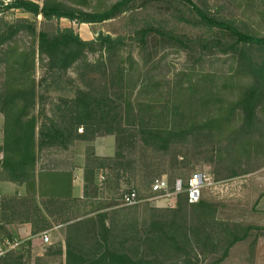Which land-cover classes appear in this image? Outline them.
<instances>
[{
	"label": "trees",
	"instance_id": "1",
	"mask_svg": "<svg viewBox=\"0 0 264 264\" xmlns=\"http://www.w3.org/2000/svg\"><path fill=\"white\" fill-rule=\"evenodd\" d=\"M86 1L12 0L6 6L0 1V8L41 17L45 24L61 19L98 24L149 0H117L93 12L80 8ZM185 1L194 17L186 23L199 32L177 33L158 23L135 30L130 41L144 52L150 39L159 37L198 53L199 60L214 56L224 68L177 71L165 90L149 82V70L140 76L124 36L100 33L84 41L71 28L48 25L37 31L35 22L0 18V180L30 188L42 151H65L76 142L111 136L112 157L98 158L86 148L84 198H98L100 169L107 172L100 188L119 193L93 212L60 218L63 244L43 256L33 257L27 240L0 264H50L47 256L57 258L56 264H219L259 230L218 221L221 203L204 193L195 204L178 194L173 209L148 203L120 207V198L130 191H121L123 179L136 190L152 184L157 173L172 189L178 179L186 185L197 166H208L218 183L264 168V0H220L214 9ZM20 36L28 41L19 44ZM88 54L98 59L91 63ZM69 71L75 75L69 80L71 97L52 99L45 110L43 85L49 78L57 83ZM134 91L157 107L133 105ZM65 195L60 207L82 202ZM212 256L218 258L206 262Z\"/></svg>",
	"mask_w": 264,
	"mask_h": 264
},
{
	"label": "rangeland",
	"instance_id": "2",
	"mask_svg": "<svg viewBox=\"0 0 264 264\" xmlns=\"http://www.w3.org/2000/svg\"><path fill=\"white\" fill-rule=\"evenodd\" d=\"M30 1L41 4V0ZM115 1L117 0H87L86 5L80 8L86 12H93L96 8H102V5H109ZM191 1L197 4L199 2L207 3L208 7L212 9L220 3V0ZM262 9L264 11V4L261 5V10ZM0 13V18L9 23L20 19L35 22L37 31L48 25L53 27L59 26L61 29L71 28L73 32L84 41L93 40L100 33L111 35L112 37L124 36L125 43L127 44L126 49H130L132 56L139 64L140 76H143L149 70V74L147 75L149 82L151 84L159 83L164 90L168 87L173 78V74L177 71L189 68L218 70L220 66L224 68L219 62L215 64L214 56H204L199 60L200 57L198 53L178 49L172 43L159 37L151 38L144 52L140 51L137 44L130 41L129 36L135 30L146 25H156L158 23H160L162 27L169 28L177 33L192 34L194 32H199V29L186 23L187 20L193 22L194 17L190 5L185 0H149L143 3L139 2L118 19L98 24L76 23L66 19H61L59 21L54 20L52 23L45 24L41 17L35 19L32 15L20 10L0 9ZM182 19H184V21H182ZM27 41V38L20 36L18 43L23 44V42ZM97 59V54H88L87 56V60L91 63L95 62ZM40 76L41 71H38L37 77L39 78ZM74 76V73L69 71L55 84L51 83L52 80H50V78L46 81L41 89L44 95L45 110H49L51 105L48 102H51L52 99L59 97L64 98L65 96L71 97V82L69 80L73 79ZM1 78L2 68L0 66V83ZM160 91V89L155 90L157 94H159ZM136 92L137 91H134L131 96L133 105L136 106V104L140 103L148 106L155 105L157 107V104L151 103L145 99L146 95L141 94V97H138ZM2 123L3 119L0 115V129ZM197 171L210 172V168L205 165L197 166L192 172ZM161 177L168 181L167 177L160 176L157 173L154 174L152 180ZM185 178L184 176L182 177V179ZM124 182L125 179L122 180L121 191L132 190L133 186L126 185ZM150 184L134 186L136 193L144 199L141 203H148L147 206L149 208L173 209L176 207V203H173V208L167 207L171 202L170 200L158 201V203L155 201H148V199L152 197ZM118 194L114 195L108 192L106 188H102L98 195L99 200L82 201L76 205L68 204L61 206L60 209H64L65 206H68V217L93 212L101 207L107 206L111 203V199L117 197ZM204 197L221 203V207L216 216L218 221L231 224L251 225L259 228L258 231L250 233L246 242L234 246L226 258L219 264H264V168L243 178L219 182L215 188L205 190ZM114 208L116 209L117 207ZM63 241V233L54 230L50 232L49 242L47 244L37 242L36 245L33 246L32 255L33 257H41L48 248L56 244H63ZM213 257L218 258L215 256L208 257L206 262H210ZM44 259L50 264H56L58 262V259L54 256H47L44 257Z\"/></svg>",
	"mask_w": 264,
	"mask_h": 264
},
{
	"label": "crops",
	"instance_id": "3",
	"mask_svg": "<svg viewBox=\"0 0 264 264\" xmlns=\"http://www.w3.org/2000/svg\"><path fill=\"white\" fill-rule=\"evenodd\" d=\"M1 143L2 126L0 146ZM86 148H91L98 158L112 157L115 140L111 136L99 137L89 143L76 142L65 151H42L30 188L0 180V243L3 240H30L35 246L37 242L41 243V234H50L54 230L62 232L64 237L60 218H69L68 206L60 209L59 203L67 198L65 194L83 202L99 200L84 198ZM106 174L104 170H96L98 195L102 190L100 181L105 180ZM63 176L67 178L63 179Z\"/></svg>",
	"mask_w": 264,
	"mask_h": 264
},
{
	"label": "built area",
	"instance_id": "4",
	"mask_svg": "<svg viewBox=\"0 0 264 264\" xmlns=\"http://www.w3.org/2000/svg\"><path fill=\"white\" fill-rule=\"evenodd\" d=\"M3 2V6L8 5L12 0H0ZM2 9V8H0ZM1 14V13H0ZM219 184L215 182L213 176L206 171L194 172L186 182L183 184L181 180H176L170 189L168 181L161 177L154 179L151 184L152 197L148 201H168V208H173V203H176V197L178 194L185 193L187 195V201L189 204L197 203L205 190L215 188ZM120 207H132L140 204V200L137 196L136 190L132 189L128 193H124L119 200ZM41 243L47 244L49 242V233L44 232L41 234ZM22 241L18 240H3L0 243V258L5 254L15 250L21 245Z\"/></svg>",
	"mask_w": 264,
	"mask_h": 264
}]
</instances>
